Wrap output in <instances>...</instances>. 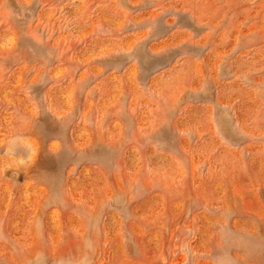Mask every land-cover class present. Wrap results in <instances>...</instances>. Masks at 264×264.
<instances>
[{"label":"rangeland","instance_id":"374dc122","mask_svg":"<svg viewBox=\"0 0 264 264\" xmlns=\"http://www.w3.org/2000/svg\"><path fill=\"white\" fill-rule=\"evenodd\" d=\"M0 264H264V0H0Z\"/></svg>","mask_w":264,"mask_h":264}]
</instances>
